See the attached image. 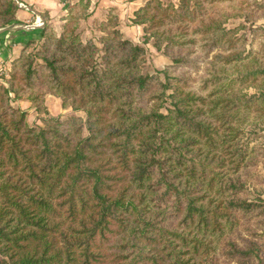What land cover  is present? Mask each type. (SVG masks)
<instances>
[{
    "label": "trees",
    "instance_id": "1",
    "mask_svg": "<svg viewBox=\"0 0 264 264\" xmlns=\"http://www.w3.org/2000/svg\"><path fill=\"white\" fill-rule=\"evenodd\" d=\"M215 1L228 0H179L166 5L147 0L135 11L134 22L145 24L144 40L153 39L159 48L158 31L152 30L166 21L183 23L186 17L195 22L199 10L204 11L203 2ZM89 5V0L72 4L59 34L47 24L36 53L30 51L35 41L27 43L13 60L9 78L0 82V264H101V255L94 250L115 230L123 232L119 246L128 250L124 264H159L156 260L161 257L153 253L156 249L144 250L147 244L159 246L169 264H190L172 237L189 241L185 245L195 250L206 243L158 225L155 217L161 211L154 215L144 208L145 191L157 192L154 205L165 209L172 196V215L184 214L199 228L208 226L207 213L215 219L216 211L195 205L200 197L191 194L198 192L197 187H220L230 195L243 190L245 186L233 178L223 185V178L207 161L215 159L220 146L216 123L228 128L225 123L235 122L240 126L232 128L231 134L237 141L221 145L237 148L231 151L237 158L234 172L244 165L248 151L240 138L249 105L252 101L264 105V64L248 69L244 63L243 68L237 67V79L221 73L211 81L214 86L224 82L223 91L229 92L237 80L244 84L261 79L259 94L220 97L216 89L207 97L173 95L168 113L161 112L159 105L148 111L132 109L135 99H142L152 84V77L140 71L144 48L124 36L117 8L112 6L107 19L98 25L101 35L84 40L80 22L88 17ZM16 10V0H0V24L10 23ZM245 29V25L229 26L225 18L224 22H206L203 31L210 34L207 38L213 47L230 50L229 57L220 55V59L232 62L248 60L242 49L249 43ZM179 35L168 34L167 45H184ZM48 94L60 97L64 107L85 111L87 118L43 117L42 125L29 124L28 111L12 103L13 99L26 100L38 112L47 113ZM220 107L223 111L217 113ZM113 117L116 120L110 121ZM108 152L127 169L132 161L137 162L132 182L145 193L139 199L124 192L111 198L105 191L109 187L102 160ZM258 206L264 211V205L240 198H231L225 205L230 212ZM77 222L82 235L73 237L67 231L74 230Z\"/></svg>",
    "mask_w": 264,
    "mask_h": 264
},
{
    "label": "rangeland",
    "instance_id": "2",
    "mask_svg": "<svg viewBox=\"0 0 264 264\" xmlns=\"http://www.w3.org/2000/svg\"><path fill=\"white\" fill-rule=\"evenodd\" d=\"M146 1L143 5H145ZM161 1L164 5L170 1L176 4L179 3V0ZM203 3L204 11L202 13L201 9L199 10L200 17L195 22L188 21L190 18L186 17L183 23L166 21L165 25L159 26L157 30H152L158 31L157 41L161 43L159 48L154 44L153 39L147 42L144 40L145 24L142 25L134 22L135 12L133 17H121L123 9H127L126 5L125 8L123 6L124 1L113 0V3L108 6L117 8L120 25L123 19V24L134 26L133 32L127 33L131 38L123 32L124 36L144 48L140 71L152 77L150 90L144 94L142 99H135L132 104L133 108L131 107L132 109L137 110L139 108L143 111H148L155 105H159L161 112L168 113V109L173 107V95L176 94L207 97L211 94L212 90L215 91L216 89H218L217 91H221L220 97H225L228 93L232 94L233 97L245 93L248 95L260 93L261 79L244 84H240V81L237 80L229 92L223 91L224 82H219L217 86H214L211 81L213 75H220L221 73L225 77L237 79L239 75L237 67L243 68L244 63H247L245 65H248V69L259 67L260 63L264 64V0H228ZM189 4L192 6L191 1H189ZM108 7L105 19L100 21L96 26V30L99 32L98 36L101 35L97 29L98 25L107 19ZM247 14L250 17L249 19L245 16ZM225 18L229 26H246L245 30L249 32V43L246 46H242V49H246L243 55L247 56L248 60L232 62L221 60L220 55L229 57L230 50L228 51L225 46L213 47L207 38L210 34L208 36L203 31L205 30L206 22L214 20L224 22ZM242 31H240V34ZM178 33H180L179 36H182L180 41H186V43L184 45H167V41L165 40L167 35ZM234 33L230 34L233 35ZM98 36L93 35L90 37H95L96 39ZM82 37L84 38L83 35ZM87 38L89 37L85 36L84 40ZM40 45L41 43L32 45L30 47L31 53H36ZM178 58L181 60H175ZM37 61L41 62L40 58H37ZM219 96L215 95L214 97L219 98ZM51 98L47 102L45 101L46 108L48 109L47 113H40L35 108L30 114L28 112L29 124L42 125L43 117H55L62 121L74 115L82 117L83 120L87 118V114L83 110H75L71 106L64 107L60 97L54 95V98ZM249 106L251 111L243 126V131L245 132L240 138L242 143H246L242 148L247 147L248 151L244 165L240 167L239 171L234 172V161L237 158L231 151L237 148L235 146L223 148L224 146L221 145L222 142L237 141L236 139L238 138L235 139L233 134H231L232 128L240 126L235 122L231 125L225 123L224 125H227L228 128L221 125V123H216L219 130L217 140L220 146L216 150L215 159L207 161L212 163L211 166H215V172L224 180L223 185H227L229 179L233 178L245 187L239 193L230 195L229 190L223 191L220 187L211 190L209 186L202 184L200 187H197L198 192L191 194V197H200L198 201L194 202L195 205H203L216 211L215 219L212 213H207L208 226L202 224L198 228L197 224L191 221V219H184V214L178 216L172 215V212H170L174 204L172 196H170V200H167L166 209L155 206L157 192H148L147 190L145 194L138 189L136 183L132 182L133 173L135 174L137 171V162L132 161L131 169H127L122 167L115 154H111L110 152L106 153L102 160L103 164H105L103 173L105 177H108L106 181L109 187L105 191H108V195L111 198L117 197L121 192H124L125 196L132 194V197L135 199H139L141 195L145 194L144 199L146 201L143 204L144 208L154 215L161 211L155 217L158 219V225H166L171 229L180 231L188 239H194L195 237L206 243V247H200L198 250H195L190 248L189 245H185L189 241H182L172 237L173 243L177 245V250L183 251L182 257L188 259L190 264H264L263 206H258V208L250 211L234 210L232 212L228 211L225 207L226 202L231 198L246 199L256 202L257 205H264V105H259L256 101H252ZM256 109H259V111H255ZM222 111L223 109L220 107L217 113ZM261 111L263 114L260 113ZM115 120L116 118L113 117L110 121ZM197 176L198 179L201 178V175L198 174ZM186 179L184 177V180ZM218 186H220L219 183ZM217 213L219 214L217 215ZM225 214H228V216ZM213 221L216 224L213 225ZM72 229L76 230V232L68 230L67 233L69 235L73 237L82 235L79 232L82 226L78 222L73 224ZM115 231L108 234V240L105 239L101 248L94 250L95 253L101 255V264H124L128 262L129 257L126 260L124 258L128 250L123 251L119 246L122 243L123 232ZM153 245L147 244L144 250L150 252L149 249H156L153 253H156L163 259H157V263L169 264L170 261L165 252L159 246L154 248Z\"/></svg>",
    "mask_w": 264,
    "mask_h": 264
},
{
    "label": "crops",
    "instance_id": "3",
    "mask_svg": "<svg viewBox=\"0 0 264 264\" xmlns=\"http://www.w3.org/2000/svg\"><path fill=\"white\" fill-rule=\"evenodd\" d=\"M16 17L8 24H0V70L4 69L7 75H0V82L5 83V79L10 75L12 62L17 58L25 45L30 41H35V45L43 41V29L47 24H51L60 32L62 24L65 22V16L69 12V7L78 0H16ZM124 8L121 17H133L134 12L143 5L145 0H122ZM88 17L80 22L82 35L98 36L96 30L97 24L106 17L107 7L113 3V0H89ZM131 21V20H130ZM120 28L125 34L132 33L134 26L123 24ZM128 35V34H127ZM129 38H131L128 35ZM1 74V73H0ZM54 95L48 94L47 100ZM51 98V99H52ZM15 106L23 110L33 112L34 107L30 102L22 99H13Z\"/></svg>",
    "mask_w": 264,
    "mask_h": 264
},
{
    "label": "built area",
    "instance_id": "4",
    "mask_svg": "<svg viewBox=\"0 0 264 264\" xmlns=\"http://www.w3.org/2000/svg\"><path fill=\"white\" fill-rule=\"evenodd\" d=\"M0 73H1L0 75H2V74H5V75H7V73H8V72H7V73H5L4 69H1V70H0Z\"/></svg>",
    "mask_w": 264,
    "mask_h": 264
}]
</instances>
